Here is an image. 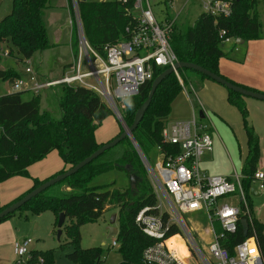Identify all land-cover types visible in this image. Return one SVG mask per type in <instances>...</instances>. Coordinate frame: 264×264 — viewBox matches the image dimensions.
<instances>
[{"label":"trees","instance_id":"trees-1","mask_svg":"<svg viewBox=\"0 0 264 264\" xmlns=\"http://www.w3.org/2000/svg\"><path fill=\"white\" fill-rule=\"evenodd\" d=\"M48 1L12 0L11 11L0 19V42L10 43L25 59L31 58L37 51L49 48L51 44L44 23V11ZM67 2L70 7L71 0ZM259 11V0H239L228 18L215 19L201 14L187 29L176 28L171 34L170 45L179 61L196 63L229 80L220 74L218 68L219 59L224 55L218 32L225 30L234 40L258 38L262 30ZM78 12L86 41L101 57H105L106 46L123 39L126 36L125 27L134 22V17L129 14L126 6L116 0L78 2ZM72 35V49L76 57L77 38L74 37V32ZM8 51L11 54L12 47ZM1 59L0 55V62ZM164 69L154 68L153 79ZM187 70L179 69L178 75L184 86L191 84L195 87V82L190 80ZM193 72L197 74L198 82L208 78L197 71ZM19 77L13 68L0 69V78L4 81L12 83ZM152 80L145 82L137 95L125 99L124 107L119 109L127 126L132 124L136 110L146 99ZM181 90L182 86L176 74L167 75L156 88L150 105L132 131L133 139L149 163L152 159V149L159 153L160 146L161 152L167 154L177 151L173 145L162 142L161 131L169 122L172 104ZM227 91L228 101L235 105L241 114L247 137L248 154L244 167L245 178L242 182L248 199L250 177L256 170L258 137L248 121L246 106L241 101L242 95L230 89ZM25 92L22 90L0 94V182L16 175L29 176V166L52 150H57L61 155L64 167L45 179L32 178L31 187L8 204L0 206V210L101 147L104 143L96 140L95 130L112 114L111 109L95 91L81 85L61 86L58 96L60 118L52 117L49 111L40 110L39 94L24 99ZM121 131L122 126L119 125L116 136ZM119 145L120 148L114 150ZM115 167L123 169L128 177L130 174L135 175V189L128 186L123 190H103L101 186L91 183L96 175ZM148 180L136 148L132 141L125 137L76 173L31 198L18 210H28L34 214L50 210L56 215V219L60 212H63L66 218H75L68 227V242L73 246V250L67 254L68 258L74 264H102L104 250L100 246L82 248L79 228L84 223L96 221L108 203L117 205L118 232L115 239L119 244L117 251L121 255L117 264H142V252L146 246L153 243V239L136 226L134 219L143 207L156 205L157 199ZM241 217L246 218L244 214ZM254 230L264 256V225L255 220ZM251 234L252 230L249 228L248 235ZM168 237L167 245L184 248V260L189 262L191 259L186 255L189 252L181 232L174 227L169 231ZM244 238L243 229L239 225L236 233L227 235L222 243L232 250L234 245ZM190 251L192 252L191 248ZM32 255L33 262L40 254L32 250ZM49 257L46 255L42 264H47Z\"/></svg>","mask_w":264,"mask_h":264},{"label":"built area","instance_id":"built-area-1","mask_svg":"<svg viewBox=\"0 0 264 264\" xmlns=\"http://www.w3.org/2000/svg\"><path fill=\"white\" fill-rule=\"evenodd\" d=\"M116 1L126 6L129 14L134 17V22L125 27L126 36L123 39L106 46L105 57H101L90 47L84 37L81 20L77 17L80 45L70 69L57 79L38 81L33 76L32 69L27 66L25 72L31 75L29 83L22 77L16 78L11 83L10 92L25 90L38 94L43 88L60 84L81 85L95 91L124 125L117 101H125L137 95L140 87L153 79L154 68L172 67L179 61L170 45V37L177 28L176 20L180 12L192 3L193 7L200 10L198 16L205 14L215 19L228 18L239 0H163L164 7L173 9L175 15L166 10L155 12L150 0ZM73 2L78 7L77 0ZM70 23L72 24V20ZM218 36L222 46L234 42V38L228 36L225 30H219ZM0 55L8 56V49L0 47ZM85 63L87 69L84 71L82 67ZM174 73L186 92L178 71ZM205 117L207 113L202 106L192 105L190 119L167 122L161 131L162 142L173 145L177 151L167 154L161 152L159 146L155 168L145 157L142 159L157 199L155 206L143 207L134 219L136 226L153 239V243L142 252V264H184L168 247V233L175 227L190 243L193 239L189 235L184 215L201 211L206 213L210 221L208 232L213 236L207 245L209 256L195 244L200 264H264L254 230L255 218L242 182L245 176L237 173L230 177L209 175L199 169L201 157L212 147V124L209 120H204ZM251 184L258 191L264 190L263 171H254L250 177ZM230 197H235L236 202H228ZM242 214L246 218H242ZM242 219L247 222V235L230 250L222 240L227 235L236 233ZM214 220L220 224L219 233L214 229ZM249 228L252 230L251 235H248ZM31 242L29 237L13 242V254L17 263L32 261V250L28 247ZM118 246L116 239L113 240L111 247ZM185 246L191 253L186 243ZM42 263V258L34 262Z\"/></svg>","mask_w":264,"mask_h":264},{"label":"rangeland","instance_id":"rangeland-1","mask_svg":"<svg viewBox=\"0 0 264 264\" xmlns=\"http://www.w3.org/2000/svg\"><path fill=\"white\" fill-rule=\"evenodd\" d=\"M155 12H161V10L169 12L172 15L173 9L165 8L163 5V0H150ZM12 0H0V19L4 17L11 11ZM66 5L65 0H51L50 5L44 11V21L46 27L49 31V40L52 45L42 51L40 55L39 51L35 53L29 60L23 58L19 55L15 48L7 42H0V47L4 49H9L12 47L13 52L8 56L1 55L2 59L0 62L1 66L5 68H13L20 77H22L27 83H29L31 75L25 72V68L29 66L32 69L33 76L36 80L41 81L42 77L50 76L56 77L60 75L61 65L57 64V59L63 58L64 62L69 60L70 58V46H69V36L71 31L74 32V37L77 38L78 47L80 45L79 41V33L78 26L76 22V18L79 17L78 7L75 6L73 0H71V6H68L70 12V19L72 20V24L69 22V15L67 10L64 8ZM53 6V7H52ZM51 8V9H49ZM259 20L262 25V30L260 36L254 39H248L243 44H236L234 42L227 43L222 46V50L224 55L219 59V68L223 65L228 71H232V63L234 61H238L241 63L242 53L247 48L255 51H263L264 49V0H259ZM52 13H55L52 15ZM200 13L199 8L193 7L192 3H189L183 11L177 17L176 27L181 30H185L188 27L192 26ZM55 17V18H54ZM80 18V17H79ZM60 30L59 38L56 37L57 30ZM235 41V40H234ZM232 49V50H231ZM228 53V54H227ZM230 53V54H229ZM42 58V59H41ZM84 71L87 69V63L82 67ZM63 75V74H62ZM61 75V76H62ZM187 75L195 82V87L191 84L185 86L186 92L189 93V97L193 100L194 105H197L196 98L194 95L195 90L199 88V84L203 83V81H212V79L204 78L203 81L200 80L198 82V78H196L197 74L191 70H187ZM216 83V82H215ZM11 83L8 81H4L0 78V94H3L6 89L9 88ZM218 84V83H217ZM61 84L57 86H53L51 88H43L38 94L40 97V110L49 111L52 117L60 118L61 111L58 104L59 92L61 90ZM114 87V82H112V88ZM224 89L225 86L221 85ZM227 90V89H226ZM199 89L197 90V94ZM32 92L26 91L23 94L25 99L32 96ZM199 96V94H198ZM246 97V96H244ZM125 101H117V106L119 109L123 108L122 104ZM235 116L238 118V123L240 117L237 113V110L233 107L230 108ZM191 108L189 106V101L185 91L181 90V92L176 97L172 109L169 113L168 119L169 121H177V120H188L191 118ZM209 114L213 120L215 118L214 113L209 111ZM205 120V118H204ZM215 123V122H213ZM122 126V124L117 119L116 115L112 112V114L104 119L102 123L95 130V138L98 142H106L107 136L113 127L117 128ZM237 132V131H236ZM232 141V143H230ZM224 142L227 146V149L231 153L233 158L234 167L240 172V168L242 166L241 162L245 156V141L243 140V134L240 137L238 132L230 134V140L227 137H224ZM120 145L117 146L114 150L119 149ZM151 162L153 168H155V160L157 159L158 152L156 149H152L151 151ZM54 156L63 163V159L57 150L50 151L44 158L33 163L32 169L36 172H40V170H53L48 177L53 174L59 172L63 167L59 168L57 171L54 169V161L52 158ZM156 157V158H155ZM141 163L143 164L146 172V176L149 179L148 170L146 168L145 162L139 156ZM215 158V160H214ZM218 158V159H217ZM213 157L210 163L211 168H216L218 166V161L221 160L220 155ZM29 172V171H28ZM209 173H213V171H209ZM32 178L30 173L29 176L16 175L9 177L0 182V203L2 201H7L8 198L14 196L19 193L20 189H24L25 186L30 181V186L32 185ZM47 178V177H45ZM44 179V178H43ZM42 180V179H41ZM149 181V180H148ZM95 186H101L103 190L107 189H117L123 190L130 186V178L127 176L126 172L123 169L119 168H111L108 169L94 177L91 182ZM137 180L135 181L136 188ZM248 196L253 202V208L255 211H258L259 208V200L260 197L249 192ZM119 213V208L117 205L107 204L105 210L102 215L96 220L84 223L80 226V246L82 248H90L100 246L103 251V262L102 264H117L121 260V255L118 253V247H111V243L115 240L114 235H109L108 226L111 224L112 216L116 214L115 225L118 226L117 222V214ZM187 221V227L189 235L192 237L193 241L190 243L183 238L187 247L192 249L191 253H187L186 255L191 259L188 264H200L198 259V253L195 249V244L201 249V251L209 256V252L207 249V245L212 238V234L208 232V228L211 227L210 221L204 211L185 214L184 215ZM56 215L50 211L46 210L41 212L40 214H34L28 210H16L10 217L7 219L0 221V225L5 227V231L8 232L9 235L13 236V238H31L32 242L29 244V249H33L37 251L40 255L38 258H42L44 261V257L49 255L47 258V264H74L67 256L73 250V246L69 244V235H68V227L72 221H75V218L69 217L65 219V222L62 226V233L60 238H57V225H56ZM0 226V229H1ZM213 226L216 233L221 231L220 224L218 221H213ZM187 232V234H188ZM182 234V233H181ZM183 236V235H182ZM195 242V243H194ZM186 252V251H185ZM8 255V252L5 253ZM12 264H34L35 261L28 262L24 260V262L17 263L15 260L14 254ZM33 260V259H32Z\"/></svg>","mask_w":264,"mask_h":264},{"label":"crops","instance_id":"crops-1","mask_svg":"<svg viewBox=\"0 0 264 264\" xmlns=\"http://www.w3.org/2000/svg\"><path fill=\"white\" fill-rule=\"evenodd\" d=\"M95 1H103V0H95ZM50 2L51 0L48 1V6L46 8L49 7ZM65 2H66V5L64 6V8L67 10V13L69 15V22H70L71 19H70V12L68 9V2L67 0H65ZM53 14L55 13H52V15ZM46 30H47V35L49 39V31L47 27H46ZM72 34H73V30L71 31L70 36H69V46H70L69 60H67L66 62H64L65 59L63 58H59L56 60L57 64L61 65L60 75L56 77L45 76V77H42L41 81L57 79L61 77L62 74L66 73L70 69L71 64L73 63V60H75L73 49H72V41H73ZM55 35L57 38H59V35H60L59 29L57 30ZM236 42H237V39H235L234 43ZM244 42L245 40L238 41V43L236 44H243ZM50 44L52 45V43ZM42 51H39L40 55L42 54ZM241 57H242L241 63H239L238 61L237 62L234 61L232 63L233 72L228 71L223 65H221L220 68L218 66L220 74H222L224 77L228 78L229 80L241 86H244L254 91H259V92L264 93V49L263 51H255L254 49L250 50L247 48L246 50L243 51ZM0 69H6V68L0 65ZM10 86L8 89H6L4 93L10 92ZM198 89H199V92H198L199 96L197 94ZM197 90H195V95H196L195 98L197 102L196 104L200 107L202 106L205 109L207 113V117H205V120H209L212 124V132H211L212 147L210 151L205 152L204 155L201 157V160L199 162L200 171L203 173L209 174V175H223V176L230 177L234 175V173H237L239 175L245 176L244 167H245V160L248 154V146H247L246 133H245L243 123H242V117H241V114L238 108L228 101V91L224 89L223 87H221V84L219 83L217 84V82L215 83L214 80L203 81L201 85L199 84V88H197ZM31 94L33 95V93ZM186 95L189 101V106L192 111V105H194V102L187 93ZM241 101L246 106V109L248 112V117H247L248 121L250 125L253 127V130L258 137V154H257V158L255 161V169H259L263 171L264 173V101L254 99L251 97H244V96H241ZM197 105H194V106L197 107ZM231 107L237 110V113L240 117L239 123L237 120L238 118L235 116V113L231 111L230 109ZM209 111L214 113L215 115V118H213V120L209 114ZM236 131L238 132L240 137L243 134V140L245 141L244 145L246 149L245 156L243 158V161L241 162L242 166L240 168L241 169L240 172H238L237 169L234 167L233 158L224 142V137H227V139L230 140L231 132L237 133ZM118 132H119V127L117 128L113 127L107 136L106 142L114 138L118 134ZM106 142H100V143H106ZM230 143H232V141H230ZM217 155H220L221 160L218 161V166L216 168H211L210 162L213 161L212 160L213 157L217 158ZM52 159L54 161V169H56L55 171H57L61 167H64V161L62 163L55 156ZM28 171L31 177L41 180L43 178L45 179V177H48V175H50V173L53 170L45 169L42 171L40 170V172H36L32 169V166L30 165L28 168ZM209 171H213V173H209ZM29 184H30V181L25 186L24 189L19 190L18 194H15L14 196H11L10 198H8L6 202L2 201L0 203V206L8 204L15 198L19 197L22 193L26 192L31 187ZM250 186H251L250 189L252 187L255 188L254 184H251ZM250 189H249V192H250ZM253 194L256 196H259L260 200H259L258 211H255V208H253L252 206L253 202L250 199V197H248V200L251 205L252 214L255 220H257L259 223L264 225V190L258 191L255 188ZM227 201L235 203L236 199L235 197H230L227 199ZM16 239H19V238H16V237L13 238V236L9 235L8 232L5 231V227L1 226V229H0V264H12L13 263L12 261L13 259H11V257H13L12 246H13V242ZM6 251L8 252V255L5 254ZM261 255L264 260L262 250H261Z\"/></svg>","mask_w":264,"mask_h":264},{"label":"water","instance_id":"water-1","mask_svg":"<svg viewBox=\"0 0 264 264\" xmlns=\"http://www.w3.org/2000/svg\"><path fill=\"white\" fill-rule=\"evenodd\" d=\"M86 0H77V2H84ZM238 41H243V39H237ZM179 69H189L193 71H197L205 76H207L209 79L214 80L215 82L225 86L227 89H230L234 92H237L238 94L246 97H251L258 100L264 101V93L259 91H254L248 88H245L241 85H237L235 83H232L231 81L221 77L220 75L196 64L193 62H187V61H177L174 63L172 67L165 68L161 73H159L151 82L150 89L148 91L146 99L143 101V103L138 107V109L135 112L132 124L130 126H127L125 123L122 125V131L119 133L118 136L114 137L112 140L104 143L101 147H99L97 150L92 152L90 155L83 158L78 163L74 164L73 166L67 168L62 173H59L55 175L54 177L49 178L48 180L44 181L43 183L39 184L37 187L33 188L29 192L25 193L21 198L14 201L10 205L6 206L5 208L0 210V219L7 216L10 213L15 212L18 210L21 206H23L26 202H28L31 198L35 197L48 187L60 182L61 180L71 176L72 174L76 173L78 170H80L83 166L91 162L93 159L98 157L100 154H102L104 151L114 147L116 144H118L122 139L125 137H128L134 147L136 148L138 155L141 157V159L144 158V155L140 151L138 145L136 144L135 140L132 137V131L137 127L139 122L141 121L145 111L147 110L148 106L150 105L151 99L156 91V88L158 85L164 80V78L174 73L175 71H178ZM200 116H202V113H200ZM124 122V121H123ZM130 178V187L131 189H135V181L136 177L134 174L129 175ZM255 188L252 187L250 189V193H254ZM66 216L63 212H60L57 219V238L59 239L62 233V226L65 222ZM116 220V214L112 216L111 224L108 226L109 235H117L118 227L114 224ZM241 226L243 229V235L246 237L247 235V222L246 219L241 220Z\"/></svg>","mask_w":264,"mask_h":264},{"label":"bare ground","instance_id":"bare-ground-1","mask_svg":"<svg viewBox=\"0 0 264 264\" xmlns=\"http://www.w3.org/2000/svg\"><path fill=\"white\" fill-rule=\"evenodd\" d=\"M170 249H172L177 257H179L184 264H188L187 261L184 260L183 254H184V248L182 247H176V246H170L168 245Z\"/></svg>","mask_w":264,"mask_h":264}]
</instances>
